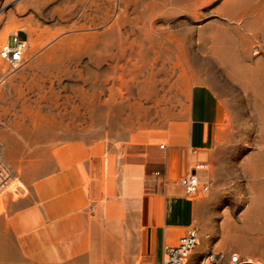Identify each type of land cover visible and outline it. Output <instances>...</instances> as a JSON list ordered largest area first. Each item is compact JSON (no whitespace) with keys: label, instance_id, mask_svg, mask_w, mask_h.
I'll return each instance as SVG.
<instances>
[{"label":"rangeland","instance_id":"1","mask_svg":"<svg viewBox=\"0 0 264 264\" xmlns=\"http://www.w3.org/2000/svg\"><path fill=\"white\" fill-rule=\"evenodd\" d=\"M13 34L29 48L17 69L0 58V152L15 174L0 227L56 147L167 145L204 84L227 113L194 227L226 263L263 264L264 0H0V51Z\"/></svg>","mask_w":264,"mask_h":264},{"label":"crops","instance_id":"2","mask_svg":"<svg viewBox=\"0 0 264 264\" xmlns=\"http://www.w3.org/2000/svg\"><path fill=\"white\" fill-rule=\"evenodd\" d=\"M226 113L216 93L197 84L185 129L164 148L140 142L118 154L101 144L56 147L55 166L24 179L28 194L11 203L0 227V264H161L165 247L201 226L206 203L187 198L177 182L209 163ZM204 236L199 231L189 264H229L237 254L226 263Z\"/></svg>","mask_w":264,"mask_h":264},{"label":"built area","instance_id":"3","mask_svg":"<svg viewBox=\"0 0 264 264\" xmlns=\"http://www.w3.org/2000/svg\"><path fill=\"white\" fill-rule=\"evenodd\" d=\"M29 48L27 40L21 35L16 34L4 44L0 51V58L7 62L12 68L17 69L24 61L25 54ZM165 145H161L164 148ZM208 164H198L193 171L182 178L177 184L182 189L184 195L189 199L210 192V185L207 181H202L199 172H206ZM15 180L14 171L4 161L0 152V193L5 190L9 184ZM199 231L196 227L188 229L186 234L182 236L176 246L165 247L163 251L161 264H189L190 259L199 244ZM210 262H215L216 257L209 255ZM241 260L237 254L230 256L229 264H240Z\"/></svg>","mask_w":264,"mask_h":264},{"label":"bare ground","instance_id":"4","mask_svg":"<svg viewBox=\"0 0 264 264\" xmlns=\"http://www.w3.org/2000/svg\"><path fill=\"white\" fill-rule=\"evenodd\" d=\"M13 35H16V34H13ZM13 35H12V36H13ZM12 182H13V181H12ZM12 182H11V183H12ZM11 183L9 184V186L11 185ZM9 186H8V187H9ZM8 187H7V188H8ZM7 188H6V189H7ZM0 194H1V193H0Z\"/></svg>","mask_w":264,"mask_h":264}]
</instances>
